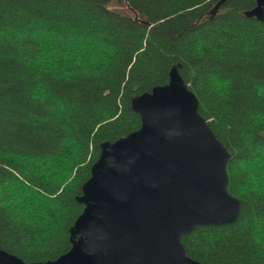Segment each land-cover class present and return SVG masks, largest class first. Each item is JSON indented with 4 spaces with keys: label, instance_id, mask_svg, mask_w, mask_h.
Here are the masks:
<instances>
[{
    "label": "trees",
    "instance_id": "obj_1",
    "mask_svg": "<svg viewBox=\"0 0 264 264\" xmlns=\"http://www.w3.org/2000/svg\"><path fill=\"white\" fill-rule=\"evenodd\" d=\"M0 0V248L70 249L102 141L140 126L131 98L179 72L227 147L236 222L181 238L201 264H264V22L255 0ZM250 164L247 167L243 164Z\"/></svg>",
    "mask_w": 264,
    "mask_h": 264
},
{
    "label": "water",
    "instance_id": "obj_2",
    "mask_svg": "<svg viewBox=\"0 0 264 264\" xmlns=\"http://www.w3.org/2000/svg\"><path fill=\"white\" fill-rule=\"evenodd\" d=\"M244 16L264 22V0ZM179 68H170L167 83L131 98L139 128L99 144L76 198L83 209L69 228V251L30 264H201L186 255L181 238L236 222L241 202L226 189L230 152ZM0 264L28 263L0 248Z\"/></svg>",
    "mask_w": 264,
    "mask_h": 264
},
{
    "label": "rangeland",
    "instance_id": "obj_3",
    "mask_svg": "<svg viewBox=\"0 0 264 264\" xmlns=\"http://www.w3.org/2000/svg\"><path fill=\"white\" fill-rule=\"evenodd\" d=\"M248 165H250V164H248V163L247 164H243V166H245V167H247Z\"/></svg>",
    "mask_w": 264,
    "mask_h": 264
}]
</instances>
